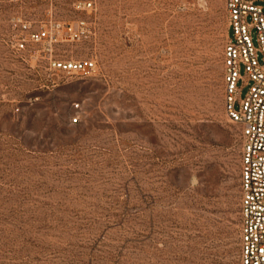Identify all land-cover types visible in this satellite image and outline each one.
Segmentation results:
<instances>
[{
	"label": "rangeland",
	"instance_id": "1",
	"mask_svg": "<svg viewBox=\"0 0 264 264\" xmlns=\"http://www.w3.org/2000/svg\"><path fill=\"white\" fill-rule=\"evenodd\" d=\"M227 28L224 0H0V264H241Z\"/></svg>",
	"mask_w": 264,
	"mask_h": 264
},
{
	"label": "built area",
	"instance_id": "2",
	"mask_svg": "<svg viewBox=\"0 0 264 264\" xmlns=\"http://www.w3.org/2000/svg\"><path fill=\"white\" fill-rule=\"evenodd\" d=\"M224 7L228 24L222 54L225 109L240 132L241 264H264V0H224ZM11 27L19 30L18 51L26 50L29 43L50 45L54 36L53 26L35 29L27 19L13 18ZM51 64L65 72L87 73L95 60L51 59ZM243 86L247 91L240 97Z\"/></svg>",
	"mask_w": 264,
	"mask_h": 264
}]
</instances>
